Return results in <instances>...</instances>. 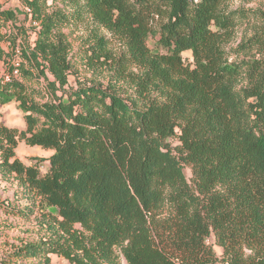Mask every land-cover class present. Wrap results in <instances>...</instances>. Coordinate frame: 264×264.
<instances>
[{"label":"trees","instance_id":"1","mask_svg":"<svg viewBox=\"0 0 264 264\" xmlns=\"http://www.w3.org/2000/svg\"><path fill=\"white\" fill-rule=\"evenodd\" d=\"M24 1L39 22L34 46L17 12L0 10L14 28H0V104L17 101L26 122H0V168L58 215L0 264H52V254L71 264H264V10L62 0L49 12V0ZM85 13L127 49L116 56L96 28L82 58L106 83L67 88L75 68L61 28ZM242 25L248 35L228 48ZM22 141L54 150L46 173L17 156ZM31 212L0 198V214Z\"/></svg>","mask_w":264,"mask_h":264},{"label":"rangeland","instance_id":"2","mask_svg":"<svg viewBox=\"0 0 264 264\" xmlns=\"http://www.w3.org/2000/svg\"><path fill=\"white\" fill-rule=\"evenodd\" d=\"M85 0H80L83 4ZM28 6L24 0H0V10L12 9L17 12L16 26H24L27 30L25 36L29 42L34 46L36 38L35 28L39 29V22L34 21L31 14H28ZM48 11L60 7H65L62 0H49ZM230 9H262L264 10V0H230ZM72 7H66L65 10H71ZM13 22L8 21L6 24L0 22V28L2 33L10 34L14 29L12 27ZM98 28V31L105 35L109 40V47L116 56H120L126 51L127 47L123 40L112 34L108 29L99 26L89 13H85L84 16L71 22L69 25H65L61 28L62 34L70 44L69 58L74 62V73L69 75L68 87H76L79 81L91 82L94 78H99L106 83L102 70L96 71L88 67L84 61L83 56L88 48V42L91 40L92 31ZM250 26L242 25L237 31L235 38L231 42L228 48H236L241 42L242 38L249 33ZM158 38L159 34L149 37L148 46L152 50H158ZM20 40V39H19ZM5 50L13 52L15 61L19 60L17 54H19V47L16 52L13 51L9 40L3 41L1 44ZM185 57L188 58L187 53ZM4 64L0 62V76L4 73ZM134 70H137L134 68ZM107 72H105V75ZM45 83V82H43ZM25 113L20 108L17 101H11L9 103L0 104V122L4 123L8 127H16L24 129L26 126ZM170 142L173 145L178 144L177 137H171ZM53 149H46L40 146H30L25 142H20L16 149L17 156L27 165L38 166L41 173L44 174L49 168V161L47 158L53 153ZM38 157H43L45 160H39ZM186 175L189 179L192 177V171L189 166L185 167ZM0 198L8 200L14 203L16 206L22 208H29L32 210L29 216H13L0 214V257H4L9 251L14 249L20 244L39 241L47 233L46 224L50 216H57V208L50 206L44 202H41L39 198L33 197L32 194L25 192L23 186L14 177L13 174H6L1 171L0 168ZM214 239H211L213 242ZM215 250L218 255L221 256L222 249L215 245ZM52 264H71L66 258L52 254ZM124 264V263H123ZM215 264H226L222 260L217 261Z\"/></svg>","mask_w":264,"mask_h":264},{"label":"built area","instance_id":"3","mask_svg":"<svg viewBox=\"0 0 264 264\" xmlns=\"http://www.w3.org/2000/svg\"><path fill=\"white\" fill-rule=\"evenodd\" d=\"M26 7H27L28 11H30V8H29V6H26ZM7 78H9V77H7Z\"/></svg>","mask_w":264,"mask_h":264}]
</instances>
